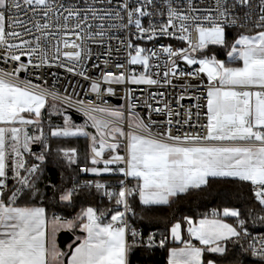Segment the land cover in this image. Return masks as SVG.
I'll return each mask as SVG.
<instances>
[{"label":"snow or ice","instance_id":"obj_1","mask_svg":"<svg viewBox=\"0 0 264 264\" xmlns=\"http://www.w3.org/2000/svg\"><path fill=\"white\" fill-rule=\"evenodd\" d=\"M97 2L111 4L112 0H84L86 7L83 9V16L77 7L66 9L68 15L64 17L65 24L62 26L66 36L69 34L67 20L70 18L77 20L71 34L78 39H83L76 29H80L82 24L91 28V25L87 24L89 15L101 21L106 16H112L110 11L93 7ZM187 2L191 13L202 11L194 6L193 0H187ZM146 3L152 4L153 0H146ZM23 5L28 6L34 13L38 6H43L46 9L45 16L51 11L49 0H23ZM120 8L127 12L128 24H134L138 32L142 34L138 38L151 40L157 34L171 36L174 33L169 32V29L178 28L181 32L179 39L188 41L191 51L197 52L206 49L209 45L228 47L226 25L243 28L244 24L251 19L250 11L246 9L252 8V0H231V3L229 0H215V8L204 10L208 11V14L203 17L185 14L169 3L168 20L160 25L158 33L154 25H150L147 29L142 27L140 18L151 15L143 5L138 4L130 8L128 0H123ZM11 10L17 12L22 10L21 0H0V45H6L8 49L22 47V45L8 44L6 39L7 36H20V33L16 31L6 32L7 18ZM233 10L243 12V16L234 14ZM213 11L216 15H212ZM259 12L255 27L264 28V0H261ZM115 16L123 19L119 11L115 13ZM189 21L191 23H185ZM12 23L20 26L24 24L19 19H14ZM111 26L115 27V25ZM35 27L43 30L50 26L48 23L43 25L37 23ZM98 27L102 29L104 25L101 23ZM193 27L197 33L195 44L191 40L190 29ZM149 32L151 34L143 36ZM47 35H54V33H45V37ZM96 35L103 36L104 33L101 31ZM39 39L38 37L37 40ZM27 43L29 42L23 41V44ZM63 43L65 47L80 49L74 53H64L69 60L80 61L82 46L75 41L69 42L68 39H65ZM128 47L133 46L129 43ZM56 51L59 52V48ZM134 51V55L129 54V63L141 64L147 70L150 57L143 55L146 50L136 47ZM163 51L170 56L183 55V59L189 65L199 64L197 72L189 73V75L195 77L199 73L206 74L208 79L207 123L202 125L206 128V134L185 133L174 136L171 131L173 123L171 119L167 121L169 125L167 129L153 133L151 124L144 123L137 117L132 118L131 131L125 132L119 123L124 120L122 111L95 107L91 111L104 113L111 118L98 119L90 116L99 135V140L96 135L91 136V163L98 165L102 162L103 168H82L81 171L97 175L101 172L117 171L126 178H135L138 182L136 189L127 188L122 180L118 193L105 192L110 199L115 197V203L123 205L126 211L128 210L127 197L136 191L143 205H167L173 197L208 185L210 178H231L250 182L256 200L264 206V31H259L255 35L241 34L231 44L227 55L233 61L242 62V66L237 67L227 66L215 56L197 60L188 54V49H182L180 53H177L167 47ZM21 55L11 54L9 58L12 61H20ZM44 57L46 63V52ZM174 64L175 61H173ZM116 67L123 68V65L117 64ZM26 70L27 67L23 63H20L12 72L0 70V264H59L61 253L54 243H49V236L46 233L45 209L17 206L21 195H32L36 191L35 180L38 179L36 174L40 171V165L27 166L24 153L31 150L32 143L42 140L43 133L41 132L40 136L30 135L26 131V126L39 125L41 110L46 104V94L39 89V86L17 79V74ZM68 71L71 72L73 69L68 68ZM83 74V72L80 73V75ZM175 74L173 71L172 75ZM167 75L168 73H165V76ZM103 80L108 84H122L126 81L132 84L158 83L146 74L136 76L125 75L123 72L119 75L105 72ZM100 87V84L95 82L91 85L94 92H99ZM107 91L112 93L113 90L108 88ZM149 107L151 108V105ZM152 110L163 111L159 108ZM169 115H171L170 111ZM64 123L65 127L51 131V136L90 135L82 128L74 127L67 118ZM154 123L155 121H152V124ZM121 139L127 141L125 155H120L117 151L121 147ZM106 149L114 154L108 159H102ZM59 151L69 164L76 163L75 148ZM36 159L43 162L45 156L40 154ZM113 164L124 166L113 169L110 167ZM22 170L27 175H23ZM10 179L16 182L12 187L8 184ZM94 186L98 191L105 188V185L99 182ZM25 189L30 191L26 193ZM74 192L75 189L64 191L60 195V200L71 201ZM104 215L103 211L98 212L97 209L88 207L83 209L75 220H67L63 223L59 220L52 221L53 232L61 226L72 229L79 221L82 231L87 234L75 247L68 264H127L131 245L127 242V231L123 222L125 213L116 211L111 216V222L106 224L101 222ZM219 215H221L220 212L213 211L211 218L205 216L198 222L185 218L189 225V235L199 241L203 247H197L190 241L184 242V247L171 250L168 264H203L202 256L205 251L223 254L225 247L222 242L240 237L241 232L232 224L216 218ZM222 215L239 217L240 212L224 208ZM239 223L242 226L244 222L241 220ZM132 235L137 234L133 232ZM171 235L177 241L182 239L180 223L172 226ZM152 243L153 240L150 237L149 246ZM160 244L162 246L164 241L161 240ZM249 247L253 256L264 260V241L261 242L259 249L255 244ZM208 264H212V261Z\"/></svg>","mask_w":264,"mask_h":264},{"label":"built area","instance_id":"obj_2","mask_svg":"<svg viewBox=\"0 0 264 264\" xmlns=\"http://www.w3.org/2000/svg\"><path fill=\"white\" fill-rule=\"evenodd\" d=\"M231 3V0H229ZM123 0H112L111 4L99 3L93 5L96 9H104L110 11L112 16H106L103 21L93 19L89 15L87 24L91 25L88 28L85 24L81 25L80 32L83 39H78L71 34L77 20L70 18L67 20L68 32L65 35V30L62 27L65 24L64 17L68 15L66 9L77 7L81 10L83 16V9L86 7L84 0H49L51 11L45 16L46 9L43 6H38L34 13L28 6L23 5L21 0L22 10L19 12L11 10L8 14V23L6 25V32L16 31L20 33L19 37L7 36L8 44L22 45L20 48L8 49L6 45H0V70L4 72H12L20 63L26 65L27 70L21 71L17 74V79L20 81H29L32 85L39 86L46 94V99L57 104L62 105L68 111H73L82 117V121L86 120V124L71 122L74 127L82 128L88 132L89 136H84L86 139V148L91 162V136L96 135L99 140L96 128L93 126V121L90 116H95L98 119H111L104 113L93 112L91 109L95 107L108 108L113 110H120L124 113V120L120 126L125 132L131 131L130 124L132 118L137 117L144 121V123L151 124L152 132L157 133L164 131L169 127L167 121L172 120L171 131L172 135H183L199 133L206 134V128L202 125L207 123V87L208 81L203 73L197 76L189 75V73H196L199 69L198 64L189 65L183 60V55L170 56L164 52L163 49L170 47L174 52L180 53L182 49H188V54L196 57L200 51L192 52L189 48L188 41L179 39L181 32L177 29H169L174 35H159L157 34L153 39L148 40L141 37V33L135 28L134 24H128L127 12L120 8ZM129 6L136 7L138 4L143 5L144 9L151 13L150 16L141 17V24L144 28H149L150 25L156 27L157 33L159 27L165 24L168 20V5L178 11H182L189 15H200L203 17L208 14V11L215 8V0H193L195 7L202 11L191 13L188 9L187 0H153L152 4H147L146 0H128ZM261 0H252V8L250 10L251 19L244 24V27L226 25V29L240 30V31H259L264 28L255 27V21L260 14ZM63 5V7H61ZM119 11L123 19L116 17L115 13ZM236 15L243 16V12L233 10ZM102 14V13H100ZM212 15H216L213 11ZM14 19H19L24 22L23 26L13 24ZM39 23L49 24L48 29L38 30L35 25ZM103 24L101 29L98 25ZM179 23V22H177ZM185 23H191L185 22ZM241 23H244L241 21ZM207 24V22H205ZM10 25V26H9ZM111 25H115L112 27ZM30 29V31H28ZM103 32L104 35H96L98 32ZM191 40L195 44L197 41V33L194 27L190 29ZM45 33H54V35H47ZM151 34L145 33L144 37ZM40 38L37 40V38ZM68 39L69 42L75 41L76 44L82 46V55L80 61L69 60L64 56L65 52L74 53L80 49L74 47H65L63 41ZM23 41L29 43L23 44ZM132 44V48L128 44ZM39 45V47H38ZM144 48L146 51L143 55H148L149 68L145 70L141 64H130V53L135 54V48ZM59 48V52L56 49ZM35 49V52H33ZM47 53V62H44V53ZM21 53H24L21 55ZM155 53V55H153ZM11 54L21 55L20 61H12L9 57ZM173 61L175 64L173 65ZM121 64L123 68H117L116 65ZM39 65V67H34ZM72 68L73 71H68ZM175 75H172V72ZM83 72V75L80 73ZM105 72H111L114 75H119L123 72L125 75L140 76L146 74L152 79L158 81L157 84H132L128 81L122 84L105 83L103 76ZM165 73H168L165 76ZM184 73V75H181ZM100 84V91H92L91 85L93 83ZM111 88L112 93H108L107 89ZM181 97H184L181 99ZM134 105V107H130ZM151 105V108L149 107ZM163 109L161 112H155L152 109ZM169 111L171 115H169ZM179 113V115H177ZM189 113L191 118L189 119ZM150 117V119H149ZM152 121H155L152 124ZM179 121V123H177ZM185 121H188L185 123ZM58 125V124H57ZM65 127V124H59ZM55 127L56 125L51 124ZM111 142V140H109ZM121 147L118 151L120 155L126 154L127 141L120 140ZM110 150L106 149L102 159H108L113 155ZM33 164H41L36 158L33 159ZM124 165L113 164L110 167L116 169ZM103 167L101 162L98 165L81 164L78 166V177L73 178L70 183V189L75 191L81 187L94 186L98 181L92 179L90 172L81 171L82 168ZM107 177L118 176V181L109 185H105L103 194L106 191L118 193L121 187L120 181H124V186L130 189H136L135 184L130 180V177H124L117 171L104 173ZM250 191L253 194V186L250 184ZM107 196V195H106ZM126 211L123 205H120L119 211L125 213L123 217L124 225L127 231V242L131 247H162L161 239L154 241L155 232L149 231L143 234L140 227L134 225L132 221L133 211L129 205ZM257 201V200H256ZM258 202V201H257ZM259 203V202H258ZM54 218H57L53 216ZM119 226V225H118ZM135 232L137 235L133 236ZM240 238L247 240V248L250 249L251 244H255L256 248L261 247V242L264 241V235L248 234L245 231H240ZM152 238L153 243L149 246V238Z\"/></svg>","mask_w":264,"mask_h":264},{"label":"trees","instance_id":"obj_3","mask_svg":"<svg viewBox=\"0 0 264 264\" xmlns=\"http://www.w3.org/2000/svg\"><path fill=\"white\" fill-rule=\"evenodd\" d=\"M244 31L226 29V41L230 45L235 38ZM227 47L209 45L200 51V54H214L216 57L224 55ZM44 113V111L42 112ZM38 146V148H37ZM31 152L35 155L43 154L45 159L40 164V171L36 174V191L32 195H21L17 204H38L44 207L47 217L72 218L78 216L83 209L92 207L105 215L102 221L119 210L120 205L115 203V197L111 199L98 191L95 186H85L74 192L71 201L60 200V195L69 189L71 180L78 177V166L90 165L84 136L75 137H44ZM75 148L77 151L76 163L69 164L60 149ZM27 166L32 164V156L25 157ZM23 175H27L23 172ZM109 185L118 181V176L107 177L104 173L91 175ZM16 182L9 180V187ZM25 189V192H29ZM129 205L133 211L132 221L140 227L143 234L149 231L155 232L154 241L160 238L164 241L162 247H131L127 264H166L168 235L171 225L179 222L184 225L185 218L196 220L205 216H211L213 211L220 212L224 208L235 209L240 212L239 217H232L241 230L248 234L264 235V206L260 205L250 191V183L231 178H210L209 183L200 189H192L188 193L180 194L170 199L167 205H143L137 192L129 196ZM219 215V216H221ZM243 221L241 226L239 221ZM78 223V222H77ZM72 233L75 230H71ZM211 259L216 262H237L239 264H264L258 256H253L247 248V240L236 238L226 242L223 254H203V262Z\"/></svg>","mask_w":264,"mask_h":264},{"label":"crops","instance_id":"obj_4","mask_svg":"<svg viewBox=\"0 0 264 264\" xmlns=\"http://www.w3.org/2000/svg\"><path fill=\"white\" fill-rule=\"evenodd\" d=\"M259 31H264V30H259ZM259 31H247V32H242V33H240L239 35H241V34H245V35H255L257 32H259ZM239 35L235 38V40L236 39H238L239 38ZM234 40V41H235ZM233 41V42H234ZM232 42V43H233ZM231 43V44H232ZM231 44L230 45H228V47H227V49H226V51H225V53H224V55L223 56H221V57H216L214 54H209V55H207V54H203L202 53V55L204 56H208V57H211V56H215L216 57V59H218V60H220V61H223V62H225V64L227 65V66H230V67H237V66H242V62L241 61H233V60H231L229 57H228V55H227V53H228V51L230 50V46H231ZM204 74V73H203ZM204 76L206 77V79H207V76H206V74H204ZM207 81H208V79H207ZM46 101H50V100H47L46 99ZM50 102H52V101H50ZM25 115H27V114H25ZM45 118V117H44ZM44 118H43V115H42V113H41V116H40V123H39V125H29V126H26V131L30 134V135H32L31 134V132L33 133V136H40L41 135V132H42V127L44 126V128H46V127H48V126H50L51 124H60V123H58V122H48V121H46V120H44ZM61 124H63V123H61ZM51 127V126H50ZM38 143H32L31 145H30V151L29 152H32L33 151V149L36 147V145H37ZM120 150V148L118 149V151ZM27 154V152H25L24 153V157H25V155ZM35 159V158H34ZM33 162V161H32ZM32 165V164H31ZM99 168H103V167H99ZM91 173V172H90ZM104 172H101V174H103ZM92 175H97V174H94V173H91ZM9 175H11V172H9ZM130 180L135 184V186H136V188H137V184H138V182H137V180L135 179V178H131L130 177ZM96 181H100V180H96ZM101 182V181H100ZM250 183V182H249ZM99 191H101V192H103V189H101V190H99ZM137 192V196H138V198H139V194H138V191H136ZM139 200H140V198H139ZM17 206H21V207H23V206H28V207H43V206H41V205H38V204H33V205H21V204H17ZM44 208V207H43ZM119 211V210H118ZM115 213H113V214H111L106 220H103V221H101L102 223H109V222H111V216L112 215H114ZM209 218H211V216H208ZM45 218H46V221H47V228H46V233H47V235L49 236V243H54L55 244V247L59 250V252L61 253V255L59 256V264H68V260L70 259V256H71V254H72V252L75 250V247L76 246H78L79 245V243H81L82 242V240L86 237V233L85 232H83L82 231V229H81V227L79 226V221H78V223H77V226L76 227H74V228H72V229H69V228H67V227H63V226H61V227H58V228H56V230L53 232L52 231V228H53V225H52V221L53 220H59V221H61V223H63V221H67V220H71L70 218H62V219H60V218H54V217H47V215H46V213H45ZM204 218V217H203ZM216 218H218V219H222L225 223H229V224H232L234 227H236L237 228V230L238 231H242L241 229H240V227L238 226V223H235L233 220H232V217H224L223 215H221V216H217ZM200 219H202V218H197L196 220H193L194 222H198ZM176 223H179V222H176ZM176 223H174V224H176ZM173 224V225H174ZM181 224V223H180ZM173 225H171V227H170V229H169V235H168V240H169V244H168V246H167V258H166V264H168V259H169V255H170V252H171V250L172 249H174V248H181V247H184V242H188V241H190L192 244H194V245H196L197 247H203L202 245H200L199 244V241H197V240H195V238H193V237H191L190 235H189V233H188V227H189V225H188V223H187V220L185 219L184 220V225L182 226V224H181V237H182V239L180 240V241H177V240H175V239H173V237H172V235H171V228H172V226ZM60 230H69V231H71V230H75V232L74 233H72L73 234V238H72V240L70 241V242H68L67 244H66V247H65V250H60V248L58 247V245H57V241H56V238H57V233L60 231ZM238 238H240V237H238ZM234 239H236V238H233V239H231V240H234ZM229 241V240H228ZM226 242L227 241H223L222 242V245L225 247L226 246ZM205 252H207V251H205ZM204 252V253H205ZM207 253H210V252H207ZM216 254H219V253H216ZM202 261H203V256H202ZM209 261H212V264H239V263H237V262H216V261H214V260H211V259H208V260H206L205 262H203V264H208V262Z\"/></svg>","mask_w":264,"mask_h":264},{"label":"rangeland","instance_id":"obj_5","mask_svg":"<svg viewBox=\"0 0 264 264\" xmlns=\"http://www.w3.org/2000/svg\"><path fill=\"white\" fill-rule=\"evenodd\" d=\"M193 56V55H192ZM205 57H208V56H203L202 54L198 53L196 55V59L199 60V59H202V58H205ZM184 60V59H183ZM186 61V60H184ZM187 62V61H186ZM199 65V64H198ZM200 67V66H199ZM44 111V113H42ZM68 109H66L65 107H63L62 105L60 104H57L55 102H50V101H46V104H45V107L41 110V113L43 115V118L44 120L48 121V122H58V123H64L65 119L67 118L70 122H74L72 120V118L69 116L68 114ZM34 118V117H33ZM83 124H86V120H83L82 121ZM56 125L55 127L53 126H48L46 128H44V126L42 127V133H43V136L44 137H48V136H51V131L57 129V128H63L61 127L59 124H54ZM31 134L33 135V133L31 132ZM34 143H39V141L37 142H34ZM29 155L30 157L32 156V161L34 158L37 157V155L35 154H32L31 152H27V154L25 155V157ZM24 157V158H25ZM69 190V189H68ZM63 194V193H62ZM61 194V195H62ZM71 220H75L76 219V216L70 218ZM78 222V221H77Z\"/></svg>","mask_w":264,"mask_h":264},{"label":"water","instance_id":"obj_6","mask_svg":"<svg viewBox=\"0 0 264 264\" xmlns=\"http://www.w3.org/2000/svg\"><path fill=\"white\" fill-rule=\"evenodd\" d=\"M69 116L72 118V120L75 122V123H80L82 121V117L81 115L73 112V111H67ZM37 146V145H36ZM38 148V146H37ZM73 238V234L71 231L69 230H60L58 233H57V238H56V241H57V245L58 247L60 248V250H65V247H66V244L68 242H70Z\"/></svg>","mask_w":264,"mask_h":264}]
</instances>
